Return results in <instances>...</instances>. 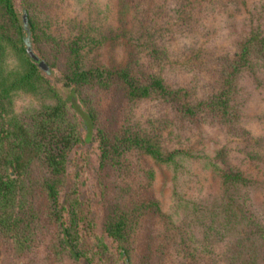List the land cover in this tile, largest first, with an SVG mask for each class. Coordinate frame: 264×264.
Wrapping results in <instances>:
<instances>
[{"label":"rangeland","instance_id":"1","mask_svg":"<svg viewBox=\"0 0 264 264\" xmlns=\"http://www.w3.org/2000/svg\"><path fill=\"white\" fill-rule=\"evenodd\" d=\"M11 2L20 27L29 16L30 46L48 67L26 55L23 29L22 45L12 33L0 93L25 124L65 101L75 55L84 69H123L137 83L159 77L175 94L132 99L117 78L75 93L95 128L85 140L76 115L80 139L57 186L67 224L75 214L81 256L60 245L37 163L26 194L34 213L19 221L21 238L0 236V264H124L106 231L120 216L129 264H264V0ZM64 103L62 130L72 120ZM125 133L162 159L120 144ZM104 137L106 148L119 147L102 159Z\"/></svg>","mask_w":264,"mask_h":264},{"label":"trees","instance_id":"2","mask_svg":"<svg viewBox=\"0 0 264 264\" xmlns=\"http://www.w3.org/2000/svg\"><path fill=\"white\" fill-rule=\"evenodd\" d=\"M0 5L3 10V13L0 14V56H2L8 45H11L12 33L16 34L17 42L22 45L20 37L22 27L18 23L11 0H0ZM29 23L33 30L30 21ZM75 58L71 68L64 75L65 79L74 86L65 98L69 104L72 118V120L65 118L67 122L65 130H62L60 124V121L64 120L62 117L66 112L65 101L61 98L53 106L41 110L34 122L27 125L12 113L8 93H0V236L19 239L25 234L26 230L20 226L19 221L24 216L34 213L33 202L26 197V194L30 191L33 182L32 167L39 163L47 172V178L42 180L41 185L49 214L55 223L60 245L67 250L73 260H78L81 252L76 243L79 236L77 235L75 214H73L72 222L69 221L67 224L62 215L63 209L59 204L57 186L64 175L67 152L80 139L76 129V115H79L70 104L68 97L73 96L77 100L75 93L80 95L83 87L113 78L121 80L126 87L128 97L132 99L148 97L154 93L166 99L172 98L175 92L170 91L159 77H151L146 84L139 82L138 84L126 70L111 72L98 68L84 69L79 65L77 55ZM29 71L32 74L36 73V67L32 63L29 65ZM80 100L83 101L82 97ZM82 111L86 115L87 125H90V129L95 128L93 110L87 107ZM186 113H193V109L187 108ZM80 119L83 130L86 131L85 121ZM107 141L105 137L100 139L102 159L107 157L111 149L117 150L119 147L117 145L106 148ZM120 144L141 149L155 159H162L161 153L156 147L146 143L137 135L125 133ZM125 225L123 216L116 217L107 225L106 231L117 242L119 255L124 259V264H129L128 252L122 244Z\"/></svg>","mask_w":264,"mask_h":264},{"label":"water","instance_id":"3","mask_svg":"<svg viewBox=\"0 0 264 264\" xmlns=\"http://www.w3.org/2000/svg\"><path fill=\"white\" fill-rule=\"evenodd\" d=\"M22 29L25 31L26 33V37L23 39V43H24V47H25V53L26 55L35 63H37L38 68H40L43 72H45L46 74L48 73V67L47 65L42 61L39 60L38 57L36 56V54L33 52L31 46H30V41H29V26H28V19H27V14L25 12L22 13ZM67 95V94H66ZM66 98V96H65ZM70 100V104L73 106V108L76 110V112L78 113V115L80 116V118H82L85 121V128H86V138L85 140H87V134H89V132L91 131L90 129V125H87V118L86 115L84 114V112L82 111V109L80 108V106L77 104V100L73 97V96H69L68 97Z\"/></svg>","mask_w":264,"mask_h":264}]
</instances>
